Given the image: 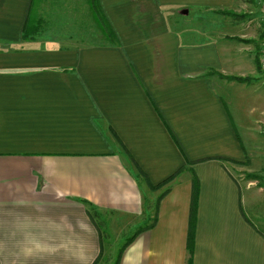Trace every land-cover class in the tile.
<instances>
[{
	"label": "crops",
	"instance_id": "obj_1",
	"mask_svg": "<svg viewBox=\"0 0 264 264\" xmlns=\"http://www.w3.org/2000/svg\"><path fill=\"white\" fill-rule=\"evenodd\" d=\"M89 1L0 0V264H94V212L118 264H187L190 169L191 264H264L261 0H99L118 45L73 41Z\"/></svg>",
	"mask_w": 264,
	"mask_h": 264
},
{
	"label": "rangeland",
	"instance_id": "obj_2",
	"mask_svg": "<svg viewBox=\"0 0 264 264\" xmlns=\"http://www.w3.org/2000/svg\"><path fill=\"white\" fill-rule=\"evenodd\" d=\"M85 17L86 16L84 13L81 16L80 13L73 12V17L71 18L72 26L74 30L73 41H81L90 44L108 43L106 38H104L103 34L100 32L101 30L98 28L96 22H94L95 17L92 16V13L91 16L89 13V17L87 19ZM47 19L50 25L56 24L57 21L58 24L60 23V21H63V19H60L59 17L54 18L52 16H49ZM151 196L152 193H146L147 199H150ZM148 207L150 209V213L145 214L147 215V217L144 218V222H143L144 225H147V223L152 222L156 210V201L147 203L146 208ZM94 214L96 216V221L101 226L103 231H106V229L103 226L105 222L111 225L110 233L109 232L104 234L102 233L103 234L102 236L104 237L102 243L103 250L94 264H115V261L117 260V256L119 253L118 251L119 248L133 234L132 227L126 228V226H123V224H127L128 220H126L125 222L120 221L119 218L114 216V214L111 212H103L105 216L97 212H94ZM117 224L122 225L120 226L118 231L117 228L114 229V227H117ZM120 229L122 230L120 231Z\"/></svg>",
	"mask_w": 264,
	"mask_h": 264
},
{
	"label": "trees",
	"instance_id": "obj_3",
	"mask_svg": "<svg viewBox=\"0 0 264 264\" xmlns=\"http://www.w3.org/2000/svg\"><path fill=\"white\" fill-rule=\"evenodd\" d=\"M89 5H90V12L92 13V16L95 17L94 21L99 26V29L101 30V33L103 34V37L106 38V40L109 43L114 44V45H118L119 41H118L116 34L114 33L112 27L110 26L107 18L105 17V15H104L101 7H100L99 0H90ZM42 22H43V19L35 17L31 11V8H30V10L28 11L27 17L25 19L24 25L22 27V38L27 39L29 37H32L34 34H36L38 32V28ZM228 78L236 79V80H247L246 78H240V77H230L229 76ZM221 159L222 160H228L227 158H223V157H221ZM201 160H203V159H198L196 161H192V162H188V163L193 164V163H195L197 161H201ZM234 162L240 163L238 161H234ZM180 170L181 169H179L178 171H176L172 175L166 177L164 180L157 183L156 185H153L152 183H150L147 180L146 175L144 173H142V171L140 169H139V172L143 176L146 177V181L148 182L149 188L151 190H156V189L161 188L162 186H164L168 182H170ZM190 171L192 174V195H191V201H190L189 223H188V233H187V250L189 253L187 264H191V261H192V253H193V247H194V234H195V221H196V207H197L198 192H199L198 179L191 169H190ZM247 176L249 178H255L256 175L250 174ZM161 195H163V194H161ZM158 200H159V198L156 201V208H157ZM155 219L156 218L154 217L153 223L155 222ZM153 223L143 225V226L139 227L137 229V231L147 229V228L151 227L153 225ZM133 236H134V234L131 237H129L127 239V241H125L124 244L119 248V250H118L119 253L117 256V260L115 261V264H118L119 256H120L124 246L128 242H130V240L133 238Z\"/></svg>",
	"mask_w": 264,
	"mask_h": 264
},
{
	"label": "built area",
	"instance_id": "obj_4",
	"mask_svg": "<svg viewBox=\"0 0 264 264\" xmlns=\"http://www.w3.org/2000/svg\"><path fill=\"white\" fill-rule=\"evenodd\" d=\"M261 8L264 13V0H261ZM258 63L260 66V69L264 71V35L262 37L259 49H258Z\"/></svg>",
	"mask_w": 264,
	"mask_h": 264
}]
</instances>
